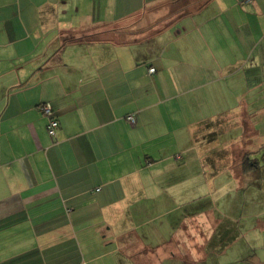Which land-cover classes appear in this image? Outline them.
I'll use <instances>...</instances> for the list:
<instances>
[{"label":"crops","instance_id":"crops-1","mask_svg":"<svg viewBox=\"0 0 264 264\" xmlns=\"http://www.w3.org/2000/svg\"><path fill=\"white\" fill-rule=\"evenodd\" d=\"M0 264H264V0H0Z\"/></svg>","mask_w":264,"mask_h":264},{"label":"built area","instance_id":"built-area-1","mask_svg":"<svg viewBox=\"0 0 264 264\" xmlns=\"http://www.w3.org/2000/svg\"><path fill=\"white\" fill-rule=\"evenodd\" d=\"M150 72L154 71V68L149 69ZM39 109L45 115L47 118V123H46V131L49 136L54 137L56 134V131L59 127V121L57 119V116L53 113L52 106L49 103H42L39 106ZM127 119L129 121H133L132 116H128Z\"/></svg>","mask_w":264,"mask_h":264}]
</instances>
